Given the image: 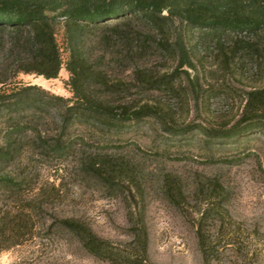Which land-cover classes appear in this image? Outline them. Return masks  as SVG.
<instances>
[{
  "label": "trees",
  "instance_id": "16d2710c",
  "mask_svg": "<svg viewBox=\"0 0 264 264\" xmlns=\"http://www.w3.org/2000/svg\"><path fill=\"white\" fill-rule=\"evenodd\" d=\"M192 49H213L225 72L236 59L261 56L264 0H0V253L33 237L35 221L48 211L50 198L59 196L64 178L100 185L110 194L126 182L131 197L140 198L133 168L110 150L152 121L174 133L172 117L149 96L160 88L173 93L171 81L183 74L196 98L199 58ZM155 55L170 62V73L154 71ZM62 68L68 98L17 81L21 74L56 79ZM227 125L202 134L234 140L264 131V82L244 92L237 119ZM44 172L47 183L25 194L26 183ZM209 187L222 200V186L214 181ZM162 192L173 204L184 197L180 179L169 174L162 176ZM141 216L138 211L140 229L131 242L144 264ZM54 219L48 229L102 258L104 241L82 222ZM195 232L204 254L211 241L199 226Z\"/></svg>",
  "mask_w": 264,
  "mask_h": 264
},
{
  "label": "rangeland",
  "instance_id": "374dc122",
  "mask_svg": "<svg viewBox=\"0 0 264 264\" xmlns=\"http://www.w3.org/2000/svg\"><path fill=\"white\" fill-rule=\"evenodd\" d=\"M192 50L199 58L196 98L183 74L171 81L173 93L160 88L149 96L166 118L172 117L174 133L162 131L152 121L110 150L128 160L141 189L140 198L131 197L126 182L110 194L100 185L64 178L59 196L50 198L48 211L35 221L33 237L2 251L0 264H141L131 242L140 229L138 211L147 235L144 264H264V131L252 130L234 140L202 134L222 123L231 126L244 104V92L263 84L264 49L255 59L232 61L226 72L218 67L213 49ZM163 61L159 55L152 57L158 74L173 69ZM67 80L64 68L56 79L22 74L17 78L68 98ZM185 127L189 129L186 133H175ZM44 174L28 181L24 193L36 192L47 183ZM165 174L182 183L184 197L179 204L162 192ZM214 181L222 186V200L210 193ZM198 186L202 192H196ZM54 217L82 222L104 241L102 258L53 227L48 229L47 225L57 223ZM198 226L204 239L211 241L204 254L195 232Z\"/></svg>",
  "mask_w": 264,
  "mask_h": 264
}]
</instances>
